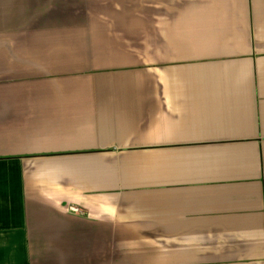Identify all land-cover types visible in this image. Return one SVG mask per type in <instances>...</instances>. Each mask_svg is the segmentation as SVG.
I'll return each instance as SVG.
<instances>
[{
	"label": "crops",
	"instance_id": "1",
	"mask_svg": "<svg viewBox=\"0 0 264 264\" xmlns=\"http://www.w3.org/2000/svg\"><path fill=\"white\" fill-rule=\"evenodd\" d=\"M0 264H264V0H0Z\"/></svg>",
	"mask_w": 264,
	"mask_h": 264
}]
</instances>
